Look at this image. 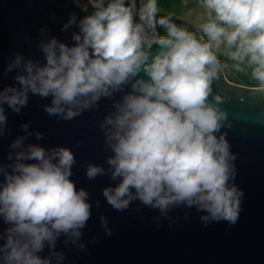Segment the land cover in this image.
Masks as SVG:
<instances>
[{
  "label": "clouds",
  "instance_id": "obj_1",
  "mask_svg": "<svg viewBox=\"0 0 264 264\" xmlns=\"http://www.w3.org/2000/svg\"><path fill=\"white\" fill-rule=\"evenodd\" d=\"M73 3L86 15L73 13L63 24L62 31L77 29L71 45L47 36L45 27L38 39L42 61L16 53L6 65L5 77L15 75L0 89V136L10 134L5 106L19 114L30 94L50 97L44 111L65 121L112 98L99 124L110 152L107 168L84 166L88 179L109 175L116 182L103 188L106 202L117 211L133 201L158 210L157 227L179 207L203 213L205 225H235L244 191L235 183L237 155L222 131L232 126L225 97L212 85L230 68L264 91V0H200L204 11L194 28L158 15L157 0ZM30 123L21 125L24 135L0 163V221L7 225L0 231V264H65L57 241L86 247L82 230L92 204L71 179L72 150L28 142L44 135L30 132ZM99 219L111 235L107 217Z\"/></svg>",
  "mask_w": 264,
  "mask_h": 264
},
{
  "label": "water",
  "instance_id": "obj_2",
  "mask_svg": "<svg viewBox=\"0 0 264 264\" xmlns=\"http://www.w3.org/2000/svg\"><path fill=\"white\" fill-rule=\"evenodd\" d=\"M73 13L78 19L86 15L73 0H0V89L14 83L15 72L5 77L4 71L16 53L43 60L38 47L42 28H47V36L73 43L75 26L61 30ZM212 87L225 97L222 107L232 126L222 131L237 155L235 183L244 191L242 211L232 226L226 221L205 225L200 220L203 213L179 207L169 213L170 218H161L157 227L158 210L133 201L127 210L117 211L106 202L102 190L116 182L109 175L90 180L84 166L91 162L107 168L110 152L99 124L111 110L112 98H101L98 107L68 121L44 111L50 97L30 94L19 114L5 106L10 134L0 136V163L6 162L9 145L24 135L21 125L28 122L30 132L44 134L40 140L29 137L28 142L46 148L64 146L75 155L71 179L77 189L87 190L92 209L82 230L84 249L65 247L63 237L57 241V250L65 252V264H264V91L231 83L224 73ZM120 95L114 98L119 100ZM101 215L107 217L111 235L101 227ZM5 227L0 221V231Z\"/></svg>",
  "mask_w": 264,
  "mask_h": 264
},
{
  "label": "rangeland",
  "instance_id": "obj_3",
  "mask_svg": "<svg viewBox=\"0 0 264 264\" xmlns=\"http://www.w3.org/2000/svg\"><path fill=\"white\" fill-rule=\"evenodd\" d=\"M157 3L159 8L158 15L170 14L178 24H187L190 25V28H194L201 22L200 16L204 10L200 7V0H157ZM160 31L163 30L161 29ZM220 59L225 61L226 57L220 56ZM223 73L231 83L256 87V85H250V81L253 80L246 73H237L230 68H225Z\"/></svg>",
  "mask_w": 264,
  "mask_h": 264
},
{
  "label": "trees",
  "instance_id": "obj_4",
  "mask_svg": "<svg viewBox=\"0 0 264 264\" xmlns=\"http://www.w3.org/2000/svg\"><path fill=\"white\" fill-rule=\"evenodd\" d=\"M161 32H163V31H161ZM227 80H228V78H226ZM229 82H230V80H228ZM239 84H241V83H239ZM250 85H256V82L255 81H250Z\"/></svg>",
  "mask_w": 264,
  "mask_h": 264
}]
</instances>
